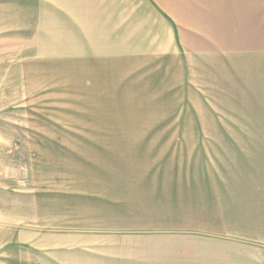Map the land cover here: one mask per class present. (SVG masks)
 Listing matches in <instances>:
<instances>
[{"label": "rangeland", "instance_id": "rangeland-1", "mask_svg": "<svg viewBox=\"0 0 264 264\" xmlns=\"http://www.w3.org/2000/svg\"><path fill=\"white\" fill-rule=\"evenodd\" d=\"M67 4L0 0V21L13 20L18 8L21 19L58 34ZM45 6L48 20L36 11ZM78 64L52 62L49 117L34 118L26 93L43 91L45 81L34 78L36 68L0 63V264H248L233 260L235 253L264 257V244L249 239H264V133L160 131L218 117H203L200 102H180L194 108L178 110L177 102L157 100L155 75L140 74L137 63L129 65L130 85L114 77L124 67ZM86 69L98 84L78 83ZM130 130L137 133H122ZM125 136L138 141L97 147Z\"/></svg>", "mask_w": 264, "mask_h": 264}, {"label": "crops", "instance_id": "crops-1", "mask_svg": "<svg viewBox=\"0 0 264 264\" xmlns=\"http://www.w3.org/2000/svg\"><path fill=\"white\" fill-rule=\"evenodd\" d=\"M67 2L59 9L58 34L51 30V25L38 28L35 18L21 19L18 8L11 12L13 20L0 21V63L11 59L23 69L36 68L34 78L45 81L43 91L26 93L30 94L28 105L34 118L49 117L52 62L78 61L82 68L98 67L101 62L108 63L110 68L116 64L119 69L125 68L124 74L114 71L117 83L123 85L132 84L129 65L137 63L140 74L150 70L155 75L157 100L177 102L173 107L178 110L192 107L180 102H200L195 108L207 111L202 113L203 117H218L216 124H174L173 128L160 131L264 133V0ZM36 11L44 20L51 18L47 6ZM69 47H74L70 53ZM153 64L155 67H151ZM89 74L87 69L82 70L78 83L98 84L94 71ZM33 76H28V85ZM144 82L147 83L146 78ZM24 99L26 96L18 97L19 101ZM208 102H218V106ZM216 108L214 114L208 113ZM183 115L179 112L175 116ZM211 125L215 128H209ZM182 126L188 128L180 129ZM125 132L137 133L122 131ZM111 138L96 141L106 143L97 147H127L128 144L114 143L138 141L136 136H125L123 141ZM249 239L250 243L264 244V239ZM233 257L248 264H264L263 255L249 251L235 253Z\"/></svg>", "mask_w": 264, "mask_h": 264}]
</instances>
